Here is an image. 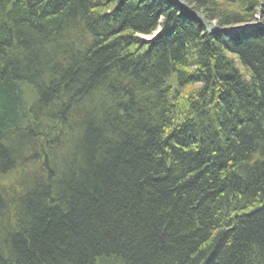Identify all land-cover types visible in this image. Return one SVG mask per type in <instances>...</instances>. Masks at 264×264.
Here are the masks:
<instances>
[{"label": "trees", "instance_id": "trees-1", "mask_svg": "<svg viewBox=\"0 0 264 264\" xmlns=\"http://www.w3.org/2000/svg\"><path fill=\"white\" fill-rule=\"evenodd\" d=\"M0 264H264V26L0 0Z\"/></svg>", "mask_w": 264, "mask_h": 264}, {"label": "water", "instance_id": "water-1", "mask_svg": "<svg viewBox=\"0 0 264 264\" xmlns=\"http://www.w3.org/2000/svg\"><path fill=\"white\" fill-rule=\"evenodd\" d=\"M173 1L176 6L181 7L183 11L189 13L190 15L194 16L206 29L207 32H217V31H238L243 30L245 28L254 27V26H264V23L258 20L256 23H247L239 27H220L215 22L210 23L205 16L197 11L190 3L186 0H171Z\"/></svg>", "mask_w": 264, "mask_h": 264}, {"label": "rangeland", "instance_id": "rangeland-1", "mask_svg": "<svg viewBox=\"0 0 264 264\" xmlns=\"http://www.w3.org/2000/svg\"><path fill=\"white\" fill-rule=\"evenodd\" d=\"M258 20H260L259 18H257V21ZM209 21V20H208ZM210 23H213V22H210ZM254 23H256V22H254ZM247 24V23H246ZM145 37H147V38H150V36H145Z\"/></svg>", "mask_w": 264, "mask_h": 264}, {"label": "bare ground", "instance_id": "bare-ground-1", "mask_svg": "<svg viewBox=\"0 0 264 264\" xmlns=\"http://www.w3.org/2000/svg\"><path fill=\"white\" fill-rule=\"evenodd\" d=\"M160 32V27H158V29L156 30V34Z\"/></svg>", "mask_w": 264, "mask_h": 264}]
</instances>
